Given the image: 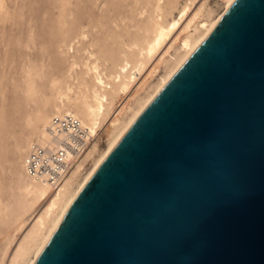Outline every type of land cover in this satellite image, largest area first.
Returning a JSON list of instances; mask_svg holds the SVG:
<instances>
[{
  "label": "water",
  "instance_id": "95a60500",
  "mask_svg": "<svg viewBox=\"0 0 264 264\" xmlns=\"http://www.w3.org/2000/svg\"><path fill=\"white\" fill-rule=\"evenodd\" d=\"M33 264H264V0H235Z\"/></svg>",
  "mask_w": 264,
  "mask_h": 264
},
{
  "label": "bare ground",
  "instance_id": "6f19581e",
  "mask_svg": "<svg viewBox=\"0 0 264 264\" xmlns=\"http://www.w3.org/2000/svg\"><path fill=\"white\" fill-rule=\"evenodd\" d=\"M119 1L121 0H67L65 6L60 7L59 15L61 17L63 15L66 20L63 18L64 21H60L63 33L58 36L61 37L59 47L66 46L69 49L71 44L77 41L76 44L81 46L82 53H87L86 60L82 59L80 65L78 61L81 57L80 55V58L77 57V64L81 68L76 74L73 70L74 77L71 76L72 73L71 75L65 73L60 78L49 79L50 88L54 90L55 95L51 100L50 96L44 97L43 99H48L43 101H45L44 106H50V109L47 111L43 107L44 109L36 111L37 116L33 120L32 131L27 139L25 138V143L20 145L19 149L16 148L18 155L15 162L14 189L18 195L13 205L8 204L9 208L13 206L11 210L8 208V212L15 211L10 213L12 214L10 222L13 223L14 229L12 228L10 233L7 232L9 235L5 234L2 237H5L4 242H7L8 237L9 240L0 254V264H33L75 197L105 157L235 2V0H220L218 6H221L222 10L217 13L215 8L212 9L207 5L208 0H185L182 5H179V0H152L154 4H151V0H131L128 10L130 9L132 15L135 14L134 12L138 13L126 18L125 13L121 14L116 9ZM1 3L2 0L0 6ZM128 10L127 12L130 13ZM147 11L151 14L148 18H144L145 22L136 21V16L139 18L144 13L148 14ZM174 12L177 13L176 16H173ZM118 22L124 24L121 26L127 32L121 28L123 31L118 33L116 30L114 32L117 34H115L112 28H109V25L120 27ZM128 23L129 25L134 23V26L130 25L131 28L134 27L140 33L136 34L137 32L133 30L134 35L129 34L128 31L131 29H126ZM173 34L176 35L170 40ZM116 38L118 41H115ZM168 40L171 41L170 44ZM166 42L168 45H165ZM176 43L178 45L175 48ZM151 61L149 68L146 69ZM75 63L73 59L70 71L73 65L77 66ZM160 64L163 65V75L150 87L148 86L149 89L145 93L141 90L143 95L138 91L142 89L144 83L132 91L145 69L147 76L150 77ZM121 95H125L126 98L118 109H114L115 100ZM64 116H70L79 122L85 138L89 140L88 149L82 158L75 161L70 172L60 182L54 180L50 183L45 179L30 177L26 172L28 152L33 145L52 148L50 129H54L53 119ZM103 128H108L109 138L106 139V147L101 150L96 140ZM70 158L72 157L67 153L62 159ZM87 162L91 164L89 169L84 171ZM0 204H3L1 199ZM10 246L13 249L8 255Z\"/></svg>",
  "mask_w": 264,
  "mask_h": 264
},
{
  "label": "rangeland",
  "instance_id": "374dc122",
  "mask_svg": "<svg viewBox=\"0 0 264 264\" xmlns=\"http://www.w3.org/2000/svg\"><path fill=\"white\" fill-rule=\"evenodd\" d=\"M60 1L61 0H2V5L0 6V199L1 202H3L2 205L0 204V254L2 250L6 248V244L9 240L8 237L6 240L7 242H4L5 237H2L5 236V234L9 235L7 232L10 233V230L14 227L13 223L10 222L12 220V214L10 213H14L15 211L9 213L8 211L13 209V206L10 207L11 209L8 206L11 205V203L13 205V202L18 195V192L14 189L16 168L15 162L18 155L16 151L18 152L20 145L22 146V144L25 143V138L27 139L29 133L32 131L33 120L37 116L36 111L44 108L47 111L50 109V106H44V102L48 98L43 99L44 97L50 96L51 100V98L55 95L54 90L50 88V80H52L53 77L60 78V76L65 73L70 75L72 73L71 76L74 77L81 68V64L79 62L82 61V59L86 60L85 56L87 53H82V48H80L81 46L76 44L77 41H74L71 44V48L69 49L66 46L59 47V39L61 37L58 36H61L63 33L61 30L62 26L60 25V21L66 20L63 15L62 17L59 15V13H61L60 7L65 6L64 4H66L67 0H62L63 3ZM122 1L124 2L125 0H121L119 3H117L116 9L118 12L121 14L125 13L124 15H126V18L134 16L136 13H138L134 12L135 14L133 13L134 15H132L130 9L128 10V8H130L131 0H127L125 3H122ZM153 2L154 1L150 3L154 4ZM184 2L185 0H179V5H182ZM219 4L220 0H208L207 2L209 7L212 9L215 8L214 10H217V13H220L222 10V7L218 6ZM149 9H151V7H149ZM127 10L130 11L131 14L127 12ZM128 13L129 16H127ZM147 13L148 14L144 13L143 16L140 15L139 18L141 20L137 18L138 16H136V21L138 20L139 22H145L144 18H148V15L151 14V12L149 13V11H147ZM176 15L177 13L174 12L173 16ZM121 24L118 22L120 27L117 28L114 25L113 27L112 25H109V28H112L113 32L117 30V32L120 33L121 30H125ZM122 25L124 26V24ZM130 25L134 26V23H131ZM130 25L128 23L126 26V29H131V31H128L129 34L134 35L133 30L137 32L136 34L140 33L137 31V29H134V27L131 28ZM125 31L127 32V30ZM117 32L114 33L117 34ZM175 35L176 34H173L170 37V40H172ZM117 39L118 38H116L115 41H118ZM115 41L114 43H116ZM168 42H166L167 44L165 45H168ZM175 45L176 48L178 44L176 43ZM78 51L79 53H77ZM81 55L84 58H82ZM77 57L80 58L79 61ZM73 59L74 63L76 62L75 65L77 66L74 67L73 65L71 69L72 71H70V66L73 62ZM22 60L24 61L22 62ZM77 61L80 65L77 64ZM151 63L152 61L149 63L146 69L149 68ZM146 69L143 72L144 74H141L140 78L132 88V91H134L138 85L146 83L145 88L143 84L142 89L138 91L140 92V95H143L142 91L145 93L149 87L163 75L162 64L158 66L156 72L150 77L147 76ZM66 70H68L70 73ZM73 70L75 74H73ZM30 82L33 83V87L30 86ZM125 98V95L118 96V98L115 100L114 109H118V106L122 104ZM108 138V128H103L96 140L98 141L99 148L101 150L106 147V139ZM17 147L18 149H16ZM90 164L91 162H87L84 165V171L89 169L88 167H90ZM9 188L11 190H9ZM12 197L13 200L11 201ZM12 246H10L7 251L8 255L10 254L9 252L11 249H13Z\"/></svg>",
  "mask_w": 264,
  "mask_h": 264
},
{
  "label": "built area",
  "instance_id": "2783aa9c",
  "mask_svg": "<svg viewBox=\"0 0 264 264\" xmlns=\"http://www.w3.org/2000/svg\"><path fill=\"white\" fill-rule=\"evenodd\" d=\"M54 129H50L52 148L33 145L26 157V172L34 179L60 182L73 164L82 158L89 147L79 122L70 116L55 117ZM70 154L72 158L62 159Z\"/></svg>",
  "mask_w": 264,
  "mask_h": 264
}]
</instances>
